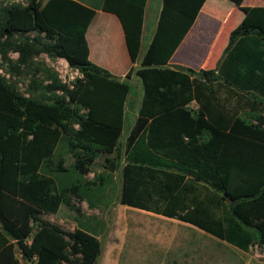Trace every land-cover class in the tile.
<instances>
[{
	"label": "trees",
	"instance_id": "16d2710c",
	"mask_svg": "<svg viewBox=\"0 0 264 264\" xmlns=\"http://www.w3.org/2000/svg\"><path fill=\"white\" fill-rule=\"evenodd\" d=\"M76 1L114 15L129 60L137 61L146 0ZM204 2L161 0L138 68L124 75L139 80L141 98L124 139L118 204L248 253L264 249V7L239 8L241 20L206 82L201 72L168 63ZM76 31L48 26L35 0L0 2V264H21L16 253L26 264H95L100 255L77 208L72 231L43 218L72 209L71 199L96 207L110 178L86 180L90 166L99 155L120 156L128 86L89 61ZM39 55L63 60L79 76L61 84L35 66ZM13 76L29 77V95Z\"/></svg>",
	"mask_w": 264,
	"mask_h": 264
},
{
	"label": "rangeland",
	"instance_id": "374dc122",
	"mask_svg": "<svg viewBox=\"0 0 264 264\" xmlns=\"http://www.w3.org/2000/svg\"><path fill=\"white\" fill-rule=\"evenodd\" d=\"M38 1L42 2V0ZM160 2L161 0H147L144 16L145 31L142 34L140 51L145 48L151 37ZM245 3L264 7L261 0H245ZM226 17L221 31L218 32L217 47L224 45L227 32L239 23L241 14L236 10L229 11ZM80 31L79 33H87L90 39L92 31H95V24L85 25V30ZM106 31V36L111 35L112 27L108 26ZM99 34H101L100 30L97 36ZM99 55L101 60L110 61L108 56L102 53ZM9 57L14 60L16 55L11 53ZM34 64L39 69L46 68L54 72L60 83L66 86H69L71 81L79 76L61 59L49 60L45 55H39L34 59ZM136 64L138 68V63ZM28 78V76L10 78V81L15 83L17 91L24 96L29 95L27 92ZM36 79L42 80L43 74L37 72ZM125 82L129 90L124 105L123 130L119 138L120 156L115 160L114 154L99 155L85 177L86 180H93L96 185H99L109 176V182L102 187L100 192L99 204L90 208L83 200L71 199L72 209L60 208L55 215H44L43 218L59 225L65 231H72L76 227L73 221L76 214L73 209L77 208L95 230L96 238L100 242L101 251L95 264H235L237 255L230 247L200 231L175 220L118 204L124 139L135 119L141 98L139 80L133 76ZM105 159L114 161L116 166L114 171L110 172L109 164ZM247 256L252 258V264H264L263 248L253 246L249 249ZM16 257L21 264H26L20 259L19 254L16 253Z\"/></svg>",
	"mask_w": 264,
	"mask_h": 264
},
{
	"label": "crops",
	"instance_id": "0c3cea01",
	"mask_svg": "<svg viewBox=\"0 0 264 264\" xmlns=\"http://www.w3.org/2000/svg\"><path fill=\"white\" fill-rule=\"evenodd\" d=\"M35 3L45 23L57 32L66 33L69 29H75L78 32L85 30V25L95 24V31H92L90 39L87 33H82L87 43L88 59L94 65L105 68L111 76L119 81H125L124 75L131 68H136V63H138L149 43L155 28L154 25L150 39L145 48L140 51L142 34L145 31L146 0L139 53L137 61L131 63L125 47L121 26L114 15L97 10L94 6L84 5L76 0H42V2L35 0ZM249 4H246L245 0H205L195 21L171 55L168 62L169 65L182 66L190 71L201 72L202 79L208 82L210 80V74L208 73L215 72L226 45L228 33L232 30L227 32L224 45L217 47L218 32L221 31L224 20L227 18L226 15L229 14V11L235 10L240 13L239 8L244 6L251 7ZM83 18L85 19L84 21ZM108 26H111L113 31L111 35L106 36L105 32H107ZM98 30L101 31L99 36H97ZM100 53L108 56L110 61L101 60ZM228 247L237 255L234 261L235 264H252V258L247 256L248 253L231 246Z\"/></svg>",
	"mask_w": 264,
	"mask_h": 264
},
{
	"label": "built area",
	"instance_id": "2783aa9c",
	"mask_svg": "<svg viewBox=\"0 0 264 264\" xmlns=\"http://www.w3.org/2000/svg\"><path fill=\"white\" fill-rule=\"evenodd\" d=\"M2 6H12V5H17V6H25L27 0H0Z\"/></svg>",
	"mask_w": 264,
	"mask_h": 264
}]
</instances>
